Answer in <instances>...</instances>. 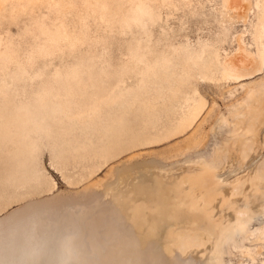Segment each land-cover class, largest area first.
<instances>
[{"label":"rangeland","instance_id":"374dc122","mask_svg":"<svg viewBox=\"0 0 264 264\" xmlns=\"http://www.w3.org/2000/svg\"><path fill=\"white\" fill-rule=\"evenodd\" d=\"M256 1L0 0V135H6L0 225L30 207L66 204L84 192L110 208L120 175L156 162L177 180L193 165L185 158L229 141L233 104L264 77L256 62L239 78L221 72L224 63L244 56L240 45L256 56L255 25L263 13ZM118 85L123 94L109 106L106 91ZM186 96L197 98L201 111L177 131L171 127ZM224 118L229 122L221 124ZM258 137L261 146L248 156L234 152L220 163L227 196L236 176L262 161L264 123ZM119 185L127 188L128 180ZM244 190L252 200L260 194L249 185ZM240 196L230 195L238 203ZM220 203L214 201V215L228 218L231 208ZM261 224L264 213L251 220L252 227ZM166 232L164 225L152 248L162 246ZM81 237L71 240L74 255ZM209 244L192 246L185 259L203 264ZM244 245L249 252L226 248L224 264H261L264 232L248 235ZM84 256L73 264H101Z\"/></svg>","mask_w":264,"mask_h":264},{"label":"bare ground","instance_id":"6f19581e","mask_svg":"<svg viewBox=\"0 0 264 264\" xmlns=\"http://www.w3.org/2000/svg\"><path fill=\"white\" fill-rule=\"evenodd\" d=\"M256 6H261L263 11L255 25L259 39L256 56L240 45L244 56L222 65L225 78L251 73L249 67L254 66L253 62H256L254 70L263 68L264 0H257ZM106 94L105 102L110 106L117 103L123 91L118 85ZM184 101L186 108L171 127L177 131L189 126L202 107L197 98L186 96ZM231 115L234 123L229 129V141L217 144L208 155L185 158L193 165L177 180L165 177L162 171L167 169L151 162L134 175L119 176L118 185L110 189L113 200L110 208L99 207V198L84 192L82 198L66 204L30 207L15 222L0 225V264H24L25 248L40 253L38 264H56L58 254L65 250L72 253L73 261L78 260V255L88 254L90 262L101 264H195L192 258L185 259L186 253L191 252L192 246L208 242L210 252L203 264H224L223 253L232 246L249 252L244 239L250 234L260 238L264 232V224L251 226V220L264 213V157L253 172L233 179L230 195L241 194L239 203L227 196L217 171L230 154L236 152L245 158L262 143L258 136L264 123V77L249 85L242 98L233 104ZM220 120L221 124L229 122L228 118ZM5 143L6 135L2 134L0 146ZM125 180L129 186L123 189L119 184ZM248 185L250 190L260 193L255 194L256 200L251 199L250 192H245ZM216 199L231 208L228 218L214 215ZM164 225L167 239L154 249L151 246L155 236ZM62 227L68 232L65 237L61 235ZM80 233L82 239L75 247L78 255H74L70 243ZM83 233H88L86 240Z\"/></svg>","mask_w":264,"mask_h":264},{"label":"clouds","instance_id":"9594fccd","mask_svg":"<svg viewBox=\"0 0 264 264\" xmlns=\"http://www.w3.org/2000/svg\"><path fill=\"white\" fill-rule=\"evenodd\" d=\"M40 253L34 248L22 250L24 264H38ZM56 264H73V256L70 251H62L56 258Z\"/></svg>","mask_w":264,"mask_h":264}]
</instances>
